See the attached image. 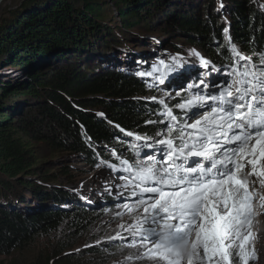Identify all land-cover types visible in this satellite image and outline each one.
I'll return each mask as SVG.
<instances>
[{"label": "trees", "instance_id": "1", "mask_svg": "<svg viewBox=\"0 0 264 264\" xmlns=\"http://www.w3.org/2000/svg\"><path fill=\"white\" fill-rule=\"evenodd\" d=\"M106 1L32 0L0 24V264H12L2 257L7 259L10 252L27 246L31 238L28 232L33 229L46 231L71 221L74 229L84 230L89 220L98 216L83 210L71 217L60 208L65 198L47 194L36 182L24 179L35 176L39 168L29 141L43 143L54 152L83 154L86 163L93 165L91 145L115 136L108 123L125 131L112 139L114 144H126L125 140L135 143L130 135L136 132L159 135L155 114L145 103L147 90L136 78L124 74L131 66H125L124 73L99 77H92L88 70L87 61L91 60L87 55L99 54V49L109 55L123 44L122 37L101 22L106 4L111 3L126 31L139 25L149 30L152 17L164 20L163 31L185 37L190 50L180 56L186 59L197 53L220 61L219 53L227 50L222 34L228 29L242 52L264 48V12L259 9L264 0H221L230 12V26L215 13V0L208 1L211 14L205 13L206 9L164 11L175 0ZM218 18L221 21L216 25ZM180 51L176 48L174 52ZM181 96L180 100L187 99L184 91ZM90 97H100L88 103L102 109L105 119L84 111L88 107L83 103ZM31 194L42 203L52 201L58 210L36 216L25 213L32 205ZM59 258L50 264L69 261V257Z\"/></svg>", "mask_w": 264, "mask_h": 264}, {"label": "snow or ice", "instance_id": "2", "mask_svg": "<svg viewBox=\"0 0 264 264\" xmlns=\"http://www.w3.org/2000/svg\"><path fill=\"white\" fill-rule=\"evenodd\" d=\"M231 50L240 60L246 59L235 47ZM232 72L244 79L233 77L211 97L210 114L184 125L199 135H180V144L162 140L167 151L157 153L160 159L151 157V163L141 161L146 166L134 173L142 192L155 199L140 201L146 217L139 232L142 243L128 247L150 244L159 250L154 258L163 264H231L233 259L247 264L248 258H256L246 247L255 238L248 227L256 216L264 214V65L259 71L237 72L233 68ZM190 106H196L195 101ZM199 106L203 107V102ZM168 115L174 124L175 118L170 112ZM217 117L223 123L216 121ZM209 121H216L214 126L221 131L200 127ZM225 127L236 134L220 140L228 134ZM173 131L175 127L169 129ZM214 143L235 148L221 151L212 147ZM147 255L140 252L137 259Z\"/></svg>", "mask_w": 264, "mask_h": 264}, {"label": "rangeland", "instance_id": "3", "mask_svg": "<svg viewBox=\"0 0 264 264\" xmlns=\"http://www.w3.org/2000/svg\"><path fill=\"white\" fill-rule=\"evenodd\" d=\"M208 1L175 0L172 7L164 8V11L177 9L188 13V11L193 10L204 12L206 9L205 13L207 11L210 13L209 11L212 9H210V6L212 7V5ZM215 1L218 2L215 7L218 13L214 12L223 16V21L230 26V12L226 10L227 7L224 5V1ZM108 2L109 0L106 1V3ZM109 4H106L103 8L104 12L101 22L104 26H110L115 35L117 34L119 37H122L121 41L123 44L118 45L119 48H113V50L118 51H114L115 53H112V51L109 55L103 54L101 52L102 49H99V54L92 53L87 55V59L89 57V60H91L87 61L89 62L87 67L92 77H99L109 72L122 73V71H126L124 69L125 66H132L133 71L139 68L142 69L145 66L149 69L154 59H158L163 64L169 59L170 55L175 58L173 53H175L176 48L181 50L178 54L183 56L190 50L182 34L163 31L165 21H158L156 17L151 18L154 23L149 30L139 25L135 30L126 31L122 28V23L118 18L116 10ZM261 6L264 9V3ZM262 7L259 8L260 13L264 12V10H261ZM231 9L233 10V7ZM218 19L216 25L221 21V18ZM111 42L114 44L113 41ZM223 52H226V49ZM138 53L141 54V57H139L140 54ZM140 60H143V63H147L145 61H148V63L141 64L140 62L142 61ZM169 64L174 65L175 62H169ZM155 66L157 67L158 65ZM93 67H98V69H94ZM142 80L144 79L142 78ZM147 92L146 100L153 98L159 99L166 104H176L179 102V99H182L180 93L183 91L172 93L171 91H164V89L162 91H152L147 88ZM94 98L98 99L100 97H90L84 103L82 102L88 107L84 111L103 118L104 113L102 109H95L88 103V101ZM108 124L112 127L110 133L112 132L115 136L113 138L109 137L105 142L91 145L94 151L93 165L86 163V157L83 154L54 152V150L43 143L28 142L29 149H32L33 152L36 167L39 168H36L35 176L29 175V177L24 179L31 180L33 183L36 182L47 194L54 195L56 193L60 195L59 197L62 200L65 198L60 205L63 213L74 217V214L87 210V213L98 216L89 220L84 230L74 229L71 221H65L56 228L46 231L43 228L33 229L28 232L31 238L27 246L21 247V251L18 249L10 252V256H7V259L2 257L3 260L9 263L12 261V264H47L48 261L50 264V261L56 257H60L58 260L69 257V261L66 264H163L162 261L154 258L159 250H155L150 244L147 247L138 249L128 247L129 244L133 243V239L139 236L140 229L143 227L142 221L146 219L141 205L126 203L118 208L107 209V207H104L96 211L92 208V205H98L102 202L107 203L105 200L113 199V197L105 199L107 194L111 193L113 195L112 190L114 194H117L115 190L117 185L106 191L102 190L103 192L92 190V177L96 175L97 171L103 169L102 171L108 172L111 175L114 174L113 176L120 177V180L121 178L125 180L124 173L118 168V163L123 160L130 162L133 158L130 151L136 148L134 142L127 143L126 140V144L122 142L124 145L122 147V143L120 142L114 144L112 139L114 140L116 135L120 133L121 128L117 127L114 123ZM167 132H163L165 137ZM113 156L115 160H113ZM98 157L100 158L98 159ZM145 160L151 162L149 158L142 161ZM107 163H112L115 172L106 166ZM124 193L129 192H123L119 197L126 195ZM94 195H97V197ZM29 196L32 205H30V209L27 208L25 210V213L28 214L30 212L32 213L31 216L33 214L36 216L44 212H55L58 210V206L52 203V201L42 203L34 195L31 194ZM130 196H135V194H131ZM22 212H24L23 209ZM255 220L248 227V231L253 233L255 238L246 247V251L248 253L254 251L256 258H248L247 264H264V214L258 220ZM134 233L136 235H133ZM114 237L120 238L114 239ZM135 243L141 244L139 239H136ZM140 252L148 253L147 257L137 259ZM186 259L187 257H185ZM231 264H237V260L233 259Z\"/></svg>", "mask_w": 264, "mask_h": 264}, {"label": "bare ground", "instance_id": "4", "mask_svg": "<svg viewBox=\"0 0 264 264\" xmlns=\"http://www.w3.org/2000/svg\"><path fill=\"white\" fill-rule=\"evenodd\" d=\"M139 57H141V54L139 55ZM140 61H142V62H140L141 64H146V63H143V60H140ZM145 62H148V61H145ZM102 170L97 171L96 175H94L92 177V182H93L92 190H98V191L103 192L102 190L106 191V190H108V189H110V188H112V187L117 185V187H115V190L117 191L116 192L117 194H114V191L112 190L113 195L111 193H109V194H107V196L108 197H117V196L119 197V195H122L123 192H129L130 193V192L136 191V189L138 188V186L134 185V183L131 182L130 180H127V181L124 182V180H122V178L120 180L119 179L120 177H118V176L114 177L113 176L114 174L111 175L108 172H104ZM98 183H101V184H98ZM94 196L97 197V195H94ZM124 196H128V195L126 194V195H123V196H120V197H124ZM261 215L256 216L255 217L256 220H258L261 217ZM252 222H254V221H252Z\"/></svg>", "mask_w": 264, "mask_h": 264}, {"label": "water", "instance_id": "5", "mask_svg": "<svg viewBox=\"0 0 264 264\" xmlns=\"http://www.w3.org/2000/svg\"><path fill=\"white\" fill-rule=\"evenodd\" d=\"M32 0H0V24L14 13L29 6ZM134 131H138L135 129Z\"/></svg>", "mask_w": 264, "mask_h": 264}]
</instances>
